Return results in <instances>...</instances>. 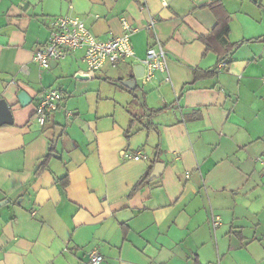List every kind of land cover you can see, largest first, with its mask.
I'll return each instance as SVG.
<instances>
[{
	"label": "crops",
	"instance_id": "crops-1",
	"mask_svg": "<svg viewBox=\"0 0 264 264\" xmlns=\"http://www.w3.org/2000/svg\"><path fill=\"white\" fill-rule=\"evenodd\" d=\"M214 1L229 40L246 42L195 79L217 67L200 39L217 24ZM66 15L102 41L126 20L135 57L94 79L81 49L41 70L35 50ZM158 43L171 82L158 72L123 86ZM50 89L64 97L41 126L36 102ZM0 99L14 120L0 125V264H89L93 250L103 264H264V0H0Z\"/></svg>",
	"mask_w": 264,
	"mask_h": 264
},
{
	"label": "built area",
	"instance_id": "built-area-1",
	"mask_svg": "<svg viewBox=\"0 0 264 264\" xmlns=\"http://www.w3.org/2000/svg\"><path fill=\"white\" fill-rule=\"evenodd\" d=\"M154 23L155 19L152 18L146 29L151 30ZM122 25L121 35H114L102 41L96 38L80 17L71 15L54 17L51 20L50 36L44 45L35 50L34 61L41 70L46 71L52 62L64 60L71 53L81 49L85 52L83 60L87 66L86 76L94 79L106 64L116 68L122 62L135 57L131 38L138 28L126 20H123ZM142 64L145 67L142 78L144 82L153 80L158 72L165 73V82H171L167 53L161 43L148 48ZM226 68V62H221L217 72ZM63 97L62 92L57 89L47 90L39 97L36 102L35 117L41 126L45 125L49 116L61 108ZM127 156L133 160L147 158L142 152L129 153ZM260 161L264 165V157ZM212 224L214 227L219 225L217 218L212 220ZM104 261L105 258L99 250L89 253V264H103Z\"/></svg>",
	"mask_w": 264,
	"mask_h": 264
},
{
	"label": "trees",
	"instance_id": "trees-1",
	"mask_svg": "<svg viewBox=\"0 0 264 264\" xmlns=\"http://www.w3.org/2000/svg\"><path fill=\"white\" fill-rule=\"evenodd\" d=\"M207 7H209V9L214 13L217 19V24L209 34L201 36L200 39L206 45V52L211 51L217 54V58H218L217 67L212 72L209 71L196 72L195 79H201L217 74V68L221 62H226L227 67L231 65L232 62H228L227 59H229L232 53L246 42L245 41V42L232 43L229 40V33H230L229 24L231 21V17L221 2L214 1L209 5H207ZM164 109L166 108H163L161 110H156L153 113L155 114L161 112ZM54 151H55V145L53 143L51 144V152L39 164V167L37 169L38 172H40L42 169H45L48 166V163L52 158V152ZM153 168L154 166L152 165L150 168V172L137 183V185L134 188L135 190L138 189L143 184L149 183V176ZM65 179H67V177Z\"/></svg>",
	"mask_w": 264,
	"mask_h": 264
},
{
	"label": "water",
	"instance_id": "water-1",
	"mask_svg": "<svg viewBox=\"0 0 264 264\" xmlns=\"http://www.w3.org/2000/svg\"><path fill=\"white\" fill-rule=\"evenodd\" d=\"M135 76L134 78L126 81H122V85L126 88H129L131 90H134L138 87L137 80H140L143 78L145 73V67L143 64L134 66ZM18 100L20 101L22 106L27 105L30 102V97L25 91H22L17 96ZM13 114L10 108V105L7 103L5 99H0V125L4 124H13ZM62 130V128H57L54 145L57 144V141L59 139V132ZM162 164H156L155 169L151 175V180L159 177L162 169Z\"/></svg>",
	"mask_w": 264,
	"mask_h": 264
}]
</instances>
